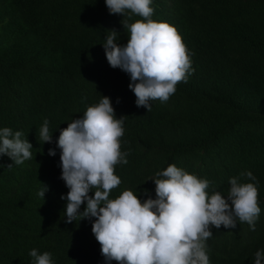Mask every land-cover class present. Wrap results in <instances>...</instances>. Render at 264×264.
Instances as JSON below:
<instances>
[{
	"label": "trees",
	"instance_id": "1",
	"mask_svg": "<svg viewBox=\"0 0 264 264\" xmlns=\"http://www.w3.org/2000/svg\"><path fill=\"white\" fill-rule=\"evenodd\" d=\"M150 6L151 19L177 29L193 53L194 72L148 112L136 106L129 75L106 59L107 30L118 31L122 46L129 35L124 17L109 14L105 0H0V128L22 131L33 146L22 165L8 168L13 161L0 156V264H33L32 249L50 252L53 264H109L91 220L65 223L61 196L69 189L55 143L102 95L117 118L127 116L121 151L129 153L128 163L115 166L121 184L110 199L124 190L142 202L155 199L151 179L170 164L212 181L210 193L226 194L229 178L251 171L261 209L255 231L239 221L235 228L210 226L206 244L210 264H254L256 251L264 250V0H152ZM45 119L52 143L39 139Z\"/></svg>",
	"mask_w": 264,
	"mask_h": 264
},
{
	"label": "clouds",
	"instance_id": "2",
	"mask_svg": "<svg viewBox=\"0 0 264 264\" xmlns=\"http://www.w3.org/2000/svg\"><path fill=\"white\" fill-rule=\"evenodd\" d=\"M105 4L109 14L124 17L121 24L129 35L122 46L117 43L118 31L107 30L103 43L106 59L110 67L129 75L128 87L136 106L150 112L152 101L167 102L176 85L187 82L194 72L193 53L174 26L151 19L152 0H105ZM132 15L142 19L129 23ZM126 117L117 118L110 98L102 95L81 118L61 129L55 142L60 149V179L69 189L61 196L67 202L65 223L91 220L92 233L109 264L113 260L118 264H210L206 244L213 236L210 226L235 228L239 221L255 231L261 209L259 181L251 171L229 178L226 194L210 193L212 181L170 164L151 179L155 199L147 189L148 199L143 202L132 190L110 199L112 190L121 184L115 166L128 163L129 153L121 151ZM39 139L53 142L47 119L39 129ZM32 148L22 131L0 128V156L13 161L8 168L32 159ZM48 155L55 156V149L50 148ZM46 191L48 187L43 185L38 196L44 198ZM29 255L33 264H53L50 252L32 249ZM254 264H264V250L256 251Z\"/></svg>",
	"mask_w": 264,
	"mask_h": 264
}]
</instances>
